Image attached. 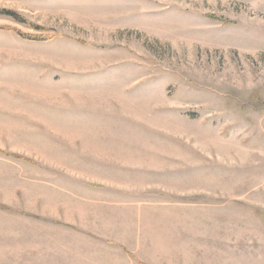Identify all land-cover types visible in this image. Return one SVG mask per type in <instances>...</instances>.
Listing matches in <instances>:
<instances>
[{
    "label": "rangeland",
    "instance_id": "rangeland-1",
    "mask_svg": "<svg viewBox=\"0 0 264 264\" xmlns=\"http://www.w3.org/2000/svg\"><path fill=\"white\" fill-rule=\"evenodd\" d=\"M0 9V264H264V0Z\"/></svg>",
    "mask_w": 264,
    "mask_h": 264
},
{
    "label": "trees",
    "instance_id": "trees-1",
    "mask_svg": "<svg viewBox=\"0 0 264 264\" xmlns=\"http://www.w3.org/2000/svg\"><path fill=\"white\" fill-rule=\"evenodd\" d=\"M0 15H4V16L12 17V18H14L16 21H18V22H24V21L19 17V15H18L16 12L11 11V10L0 9ZM18 34H19V33H18ZM19 35L22 36L24 39L33 40V41L38 40V38H36V37H29V36L24 35V34H19Z\"/></svg>",
    "mask_w": 264,
    "mask_h": 264
}]
</instances>
